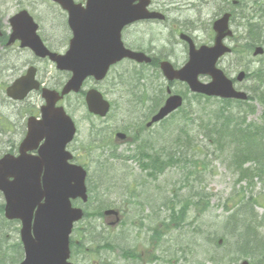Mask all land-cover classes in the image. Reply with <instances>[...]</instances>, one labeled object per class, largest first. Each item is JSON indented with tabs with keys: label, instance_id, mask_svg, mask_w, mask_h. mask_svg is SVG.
<instances>
[{
	"label": "rangeland",
	"instance_id": "obj_1",
	"mask_svg": "<svg viewBox=\"0 0 264 264\" xmlns=\"http://www.w3.org/2000/svg\"><path fill=\"white\" fill-rule=\"evenodd\" d=\"M204 1L208 5H204L199 0H166L167 4L174 5L168 9L166 5L163 10L168 15V23L164 26H151L143 49L151 52L150 54L158 59L168 58L172 65L179 67L187 61V48L178 40V31L191 36L196 45H211L212 38L207 29L213 16L220 10L218 7L222 0ZM232 1H229L228 7ZM244 1L247 3L245 6V14L249 20L247 22L251 24L256 9L253 11L250 9V2L253 0ZM188 7L191 11L186 12L182 9ZM21 8L34 14L42 27L51 30L58 37L66 33L62 23V18L65 21L64 15L57 6L46 0H0V19L10 17ZM232 9L238 16L239 9ZM199 16L202 22L196 31L189 23L198 22L181 20L187 17L198 19ZM238 17L231 25L233 38L227 41V45L233 49L243 47L242 42L236 41L245 33L240 29L244 21ZM257 24L261 26L262 22L258 21ZM46 29L45 32L48 31ZM248 48L249 45L239 50L243 52L242 57H238L236 53L226 56L220 63L219 69L230 78H235L239 71L248 72L252 78L258 71H264V56L254 58ZM27 63L31 64V61L28 60ZM37 66L42 73H47L45 81L49 78H54V82L64 79V74L54 71L52 66L46 63ZM136 75L140 76L138 81L135 79ZM6 81V74L2 72L0 66V92L2 87L6 86ZM201 81L205 82L207 79L201 78ZM93 84L88 82L83 89L88 90ZM96 87L112 104L109 117L103 121L89 118L81 96H70L62 103L77 126V138L71 148L76 155L86 153V157L93 161L90 164L87 158H79L80 163H84L90 169L89 178L92 188L99 185L90 198L89 206L85 207L88 217L83 225L78 224L79 232L74 235L76 242L77 238L82 240L88 224L98 229L95 240L100 241L102 251L88 254L91 259L90 264L105 261L108 264H240L243 260L249 264H264V182L261 180L263 176L259 180L255 179L263 173L264 160L260 168L252 162L245 165V162L242 169L248 170L252 176L239 178V173L230 163L231 161L234 163V146L231 142L222 140V143L214 148L205 142L203 139L205 135H197L196 138L193 136L182 139L178 145H172L178 124L176 120H171L164 126L154 127L144 135L146 141L151 144L150 147L148 146V152L151 156H160L163 160L172 153L176 156L179 153L182 158L178 160V166H168L161 173H154L156 176H151L152 172L148 168L150 161L145 163L146 168H144L140 166V159L131 160L130 157L135 155L132 152L136 150L135 146L131 143L120 146L115 144L113 133L136 129L137 120L142 115L148 116L153 101L158 102V99L161 100L165 95L163 77L155 68L145 67L140 70L135 65L123 63L113 67L105 81ZM241 88L250 96H255L253 93L256 87L251 79L246 80ZM173 90L184 94L188 98L187 103L193 104L192 109L197 114L199 112L206 123L210 118L209 114L222 107L218 100L198 106L193 101L191 103L190 94L181 85L174 86ZM0 96L5 99H0V127L9 130L11 135V137H0L1 156L5 150L14 148L19 140L17 136H13L10 129L12 121L24 117L25 112L34 114L39 98H31L22 106H13L3 96V91ZM138 99L143 100V106ZM248 104L249 110L253 112L247 115L246 112L244 113L245 124L258 127L263 125V106L256 99ZM227 108L231 112L245 110L243 107L228 106ZM4 120H11L9 126ZM197 143L200 145L198 148L195 146ZM197 150L202 151V155L197 162L198 167L194 168L193 161L196 159ZM140 181H144L146 185L134 194V205L121 210L128 213L122 222L123 225L118 229L107 228L105 222L98 218L97 207L107 203L108 206H114L116 202L126 204L131 200L129 194L133 191L135 182L139 184ZM240 200H250V205L253 206L251 212L253 219L246 214L241 220H237L236 225L229 224L227 218L239 208L235 206ZM1 202L0 198V204ZM181 207L187 210L183 215L186 221L178 223L177 218L170 220L169 209ZM1 208L0 205V260L12 264L11 251H15L19 228L15 223L4 222ZM150 230H154L156 238L149 233ZM97 232H101L102 235L97 236ZM253 232H255L254 237L253 234L251 235ZM86 236L87 247L93 249L91 244H88L94 237L93 233L87 232ZM250 238H254L256 240L254 244L259 246L254 248V252L251 251L250 246L242 248ZM106 245L109 248L104 250L103 246ZM124 251L133 252L138 259L128 260ZM75 259L74 264H84L83 258L76 256Z\"/></svg>",
	"mask_w": 264,
	"mask_h": 264
},
{
	"label": "water",
	"instance_id": "obj_2",
	"mask_svg": "<svg viewBox=\"0 0 264 264\" xmlns=\"http://www.w3.org/2000/svg\"><path fill=\"white\" fill-rule=\"evenodd\" d=\"M52 1L60 4L62 9L67 11L69 15L68 25L72 30L73 40L70 42V49L65 56L51 55L41 46L34 45L32 47L37 56L44 58L48 55L50 60L55 62L57 69L72 72L71 78L61 91V96L54 93H43L47 100V107L43 110V115L46 118L43 127L46 137L50 140L49 146H44L39 153L41 158L37 160L36 170L39 171L43 166L48 176L45 175L41 183L38 182V179L29 183H20L18 176L16 177L14 174H12L14 178L12 183L7 181L4 183L0 177V191L5 195L8 206L6 217L21 219L22 221L21 239L25 250V260L22 264H66L68 256L67 236L70 233L71 224L81 218L79 211L70 209L68 199L83 197V201H85L83 181L85 174L83 171L81 170L79 173L76 170L71 175L62 176L61 179L57 171V166L61 162V153H64V146L71 141L74 127L63 114L61 108L57 111L54 109L55 103L58 99L68 95L70 91L77 93L83 80L90 75L94 76L96 80H102L108 71V67L123 58H129L138 63L148 62L146 57L125 50L120 43L119 32L121 28L132 20L140 18L139 13L133 10H123L121 13L115 12L110 15L100 14L96 16L95 11L111 9L110 4L99 5L100 2L109 0H88L85 11L79 5L72 4L71 0ZM21 17L24 18V22L31 24V20L25 12H22L18 19ZM226 24V16L214 24V31H216L217 36L214 41L215 46L211 49L201 47L195 51L192 43L187 41L190 43V48L189 61L186 66L176 72L168 63H163L160 65L163 76L170 81L185 82L193 93L222 99L246 100V96L233 91L231 83L215 68L216 61L223 54L229 52L222 46V39L231 35L226 30ZM256 51L261 53L260 50ZM201 75L210 76L211 83L200 84L197 78ZM241 77L243 76L241 75ZM31 84L29 81L25 92L31 89ZM8 95H11L10 92ZM85 101L89 113L101 117L106 115L109 106L102 101L101 96L95 91L89 92ZM180 104L181 99L170 97L159 114L152 119V122H158L169 115L180 107ZM54 111H56V115L53 114ZM52 117L59 120L56 128L49 123L47 124V121ZM57 156L60 158L59 160ZM19 165V162L15 164V168ZM5 173L9 174L7 165ZM50 173L52 174L51 177ZM41 201L43 202L41 203ZM36 207L37 210L34 213V222L31 227L32 213ZM31 228H33V238L30 235ZM243 264L247 263L243 262Z\"/></svg>",
	"mask_w": 264,
	"mask_h": 264
},
{
	"label": "flooded vegetation",
	"instance_id": "obj_3",
	"mask_svg": "<svg viewBox=\"0 0 264 264\" xmlns=\"http://www.w3.org/2000/svg\"><path fill=\"white\" fill-rule=\"evenodd\" d=\"M75 1H77V3H81L82 5H85V0H75ZM166 5H168L166 3V0H150L149 5L146 7V11L157 12V13L162 14V13H165L163 10L166 8ZM169 7L170 5H168L166 9H168ZM154 22H157V20H154V21L143 20V21L135 22L132 25L124 28L123 34H122L124 37V41L129 43L132 46L133 45L138 46L139 49L143 50L142 47H143V44L146 43L145 38L148 36V34L146 33L145 29L138 34L136 33V31L139 30L140 28H144V26L152 25ZM38 27H39L38 34H40L39 38H41V41L46 49H48L52 53L63 52L66 49L67 38H68L67 36L58 37L56 34H54V32H52L49 29L44 28L43 30L40 25H38ZM0 29H1L0 60H2L1 68H2V72L6 74L7 81L5 82V84L10 85L11 83H13L15 79L24 76V74L26 73L25 71L27 70L26 56L28 54L32 58V55L29 50L21 46L20 41L15 40V41L10 42V36L12 33V29H10L9 19L2 21V24L0 25ZM45 29L48 31L45 32ZM69 32L70 31L68 30V36L70 35ZM125 34H126V37H125ZM36 72L39 77L40 75L39 70L37 69ZM25 127H26V122H24L21 118L19 120L13 121V124L10 129H12L11 131L13 133V136L14 135L17 136L20 140V138L22 136L24 137L26 133ZM2 136L11 137L10 131L6 129H2L0 127V137Z\"/></svg>",
	"mask_w": 264,
	"mask_h": 264
},
{
	"label": "trees",
	"instance_id": "obj_4",
	"mask_svg": "<svg viewBox=\"0 0 264 264\" xmlns=\"http://www.w3.org/2000/svg\"><path fill=\"white\" fill-rule=\"evenodd\" d=\"M249 36L255 37L254 40L259 38V34L257 31H259L258 27L255 26L249 27ZM263 34V33H262ZM253 41L252 39H250ZM256 79H264V76H257ZM258 88L256 89L255 95H257V98L259 99L262 106H264V90L261 92V88L264 87V84L259 81ZM193 98L197 99L196 103L198 105L201 104L200 100L202 98L198 96H193ZM206 101H209L208 99H205ZM229 102L225 101L224 105ZM244 118V117H243ZM195 120V126L197 130L202 131L205 130L206 138L211 141V143L214 144L216 147L219 146L222 143L223 140H227L232 143L234 146V159L240 158L243 161H249L252 160L256 162L258 165L257 168H260L259 166L262 163V160H264V126L262 127H254L252 125L243 126L245 124V118L241 119L239 116L233 117L230 114H226L223 112V110H216L214 113L210 114V118L207 121V123L204 124V119H193ZM170 161H166L163 165L169 164ZM160 165V164H159ZM156 169V166H155ZM163 169V167H161ZM159 168V170L161 171ZM258 180L261 179V176H263V179H261L264 182V170L263 173L258 175ZM243 203V200H240L238 202V206ZM249 202L246 201V203L243 204V206H246ZM242 207L236 211L235 214H233L232 218H235L238 214L241 213ZM243 211H247L243 208ZM175 210H172L171 212V219L174 218ZM185 213L184 210L178 211L176 214L177 216L175 218L179 219L181 221L182 215ZM230 218V219H232Z\"/></svg>",
	"mask_w": 264,
	"mask_h": 264
},
{
	"label": "bare ground",
	"instance_id": "obj_5",
	"mask_svg": "<svg viewBox=\"0 0 264 264\" xmlns=\"http://www.w3.org/2000/svg\"><path fill=\"white\" fill-rule=\"evenodd\" d=\"M181 20H186V19H181ZM127 254H130V252H127Z\"/></svg>",
	"mask_w": 264,
	"mask_h": 264
}]
</instances>
